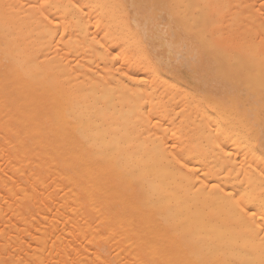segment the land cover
I'll return each instance as SVG.
<instances>
[{
	"label": "bare ground",
	"instance_id": "1",
	"mask_svg": "<svg viewBox=\"0 0 264 264\" xmlns=\"http://www.w3.org/2000/svg\"><path fill=\"white\" fill-rule=\"evenodd\" d=\"M162 2L167 45L178 31L222 73L240 103L230 118L259 136L264 0ZM46 3L70 0H0V264H255L264 224L238 219L225 199L264 187V156L247 147L248 132L222 137L231 159L213 147L195 116L205 88L198 79L137 63L138 79L149 82L135 84L136 96L117 87L126 78L109 54L134 58L120 55L122 34L137 31L129 11L97 9L76 23L62 9L31 7ZM44 16L67 33L52 36ZM179 151L199 177L176 170ZM224 165L232 175L223 191L206 188L205 173Z\"/></svg>",
	"mask_w": 264,
	"mask_h": 264
},
{
	"label": "snow or ice",
	"instance_id": "2",
	"mask_svg": "<svg viewBox=\"0 0 264 264\" xmlns=\"http://www.w3.org/2000/svg\"><path fill=\"white\" fill-rule=\"evenodd\" d=\"M31 7H38L42 12L48 8H59L64 10L68 15H71L72 19L76 23H82L83 17L95 12L97 9H107L119 7L127 11H133L137 17L142 16L145 24L143 28L137 25V31L125 32L122 34L126 49L120 54L126 56L128 51L134 53V58L129 60L125 59L121 63L120 56L111 55V59L116 63L113 65L116 73L120 77L126 79L119 81L117 87L123 90L129 96L138 95L134 88L135 84H147L149 81L143 78L138 79L139 67L152 68L156 72H167L171 76H175L179 79H186L192 82L193 79H198L205 88L202 89L200 96V103L196 110V119L201 122V127L204 133H207L208 141L219 152L224 153L228 159H231L233 153L226 151V140L222 137L230 138L233 135H237L241 129L248 132L249 143L247 147L250 150H260L261 155L264 156V110L261 112V129L259 136H255L251 129L248 128L246 122L241 117L239 123L236 124L234 114L239 110V99L235 95V86L230 85L225 81H222V73L219 71H213L204 61L202 55H199L188 48L184 42L183 36L177 31L173 33L174 38L178 41L177 44L169 45V56L175 55L173 61L169 58L164 61L160 58V53L156 50V42L159 39V31L165 25L169 24V20L165 19L163 10L170 7L162 0H132L131 4L122 3L115 5L108 3L107 0H70L68 4L62 3H46L39 5H31ZM159 10V11H158ZM261 13L264 14V4L261 6ZM44 19L52 24L53 27L50 30L52 36H64L68 31L67 24H61L60 21L44 16ZM64 28V31H60ZM150 28V31H149ZM95 40V37H93ZM100 43V41H96ZM103 47V44L100 45ZM155 53V56H154ZM139 63V67H137ZM119 64V67L116 65ZM128 81H133V85H129ZM155 84L156 81L154 80ZM214 87V93L208 92V87ZM220 89H223L224 95L227 99H220ZM261 100L264 104V80L261 83ZM208 109H211L209 111ZM213 121L215 123L213 124ZM212 124V129H215V133L212 129L207 127V124ZM158 123V122H157ZM171 148L177 149V144L172 143ZM207 150V149H205ZM188 153L184 151L175 152L173 161L175 165H178L177 171L188 169L189 174L200 176V169L191 167L193 161L188 158ZM232 175V170L228 169L227 165L215 170L214 172L205 173L203 180L208 183L205 187H211L213 192H222V184L227 181ZM261 175H264V168L261 169ZM215 176L217 179L213 182L210 177ZM225 199L231 202L232 213L238 219L250 221L255 224L259 218L260 222L264 224V187H261L259 196L252 195L248 192H239L236 195L229 193ZM264 231V228L261 229ZM196 264H202V262H196ZM208 264H229L227 261H211ZM255 264H264V237H261V244L259 249V259Z\"/></svg>",
	"mask_w": 264,
	"mask_h": 264
},
{
	"label": "rangeland",
	"instance_id": "3",
	"mask_svg": "<svg viewBox=\"0 0 264 264\" xmlns=\"http://www.w3.org/2000/svg\"><path fill=\"white\" fill-rule=\"evenodd\" d=\"M126 1H127L128 4H131V3H132V0H131V1H130V0H126ZM132 12H133V11H129V19L132 21V18H133V22H132V23H137V24H135L136 26H135L134 24H133V25L137 28V25H138V23H139L140 27L142 26L141 28H143V26H144L143 23L145 22V21L143 22L144 18H143L142 16L137 17V16H136V13H135V12L132 13ZM134 14H135V15H134ZM134 17H135V18H134ZM141 23H142V25H141ZM166 28H167V26H166V27L164 26L163 28L160 29V31H159V39H158L159 41L157 40V42H156V46H155V47H156V50H158L159 53L162 54V56H164V60H165V59L167 60V59L170 58L169 54H168V53L166 54L167 51H168V52L170 51V50H167V49H169V48H168L169 45H167L169 42L167 41V37H168V32H167V30H168V29L166 30ZM149 29H150V28H149ZM160 34H162V35H160ZM163 35H164V36H163ZM161 37H162V38H161ZM165 40H166V42H165ZM167 42H168V43H167ZM161 43H162V44H161ZM163 43H164V45H163ZM165 44H166L167 46H166ZM158 45H159V46H158ZM161 46H162V47H161ZM154 56H155V53H154ZM0 230H1V225H0ZM68 236H69V235H68ZM68 236H65V237L70 241V238H69L70 236H69V237H68ZM65 237H64V238L62 237V239L65 240ZM62 239H61V240H62ZM67 239H66V240H67ZM64 240H62L63 244H64V245H67V243H69L68 240H67V242H65ZM83 241H84V242H83ZM64 242H65V243H64ZM82 242H83V243H81V244H83L84 246H85V244L87 243L85 240H82ZM85 242H86V243H85ZM93 242H94V240H93ZM91 243H92V242H91ZM91 243H90V245H92ZM87 245H89V244H87ZM72 250L75 251L74 248H72ZM72 253H73V252H72ZM63 254H64V249H63L61 255H63ZM69 261H70V260L66 261L67 264L69 263ZM53 264H55V263H53Z\"/></svg>",
	"mask_w": 264,
	"mask_h": 264
}]
</instances>
